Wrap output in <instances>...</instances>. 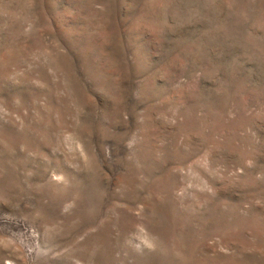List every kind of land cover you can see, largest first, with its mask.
Instances as JSON below:
<instances>
[{"label": "rangeland", "instance_id": "rangeland-1", "mask_svg": "<svg viewBox=\"0 0 264 264\" xmlns=\"http://www.w3.org/2000/svg\"><path fill=\"white\" fill-rule=\"evenodd\" d=\"M0 264H264V0H0Z\"/></svg>", "mask_w": 264, "mask_h": 264}]
</instances>
